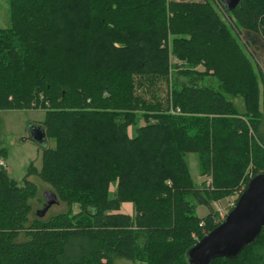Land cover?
<instances>
[{"label": "trees", "instance_id": "trees-1", "mask_svg": "<svg viewBox=\"0 0 264 264\" xmlns=\"http://www.w3.org/2000/svg\"><path fill=\"white\" fill-rule=\"evenodd\" d=\"M213 3L8 0L0 111L43 110L55 145L23 185L0 167V264H189L233 208L220 217L214 202L235 205L264 173V70ZM223 10L247 43L260 39L264 64V0ZM30 176L66 208L34 211ZM209 264H264V227Z\"/></svg>", "mask_w": 264, "mask_h": 264}, {"label": "rangeland", "instance_id": "rangeland-1", "mask_svg": "<svg viewBox=\"0 0 264 264\" xmlns=\"http://www.w3.org/2000/svg\"><path fill=\"white\" fill-rule=\"evenodd\" d=\"M213 4L216 10L223 16L225 21L232 28H234L236 33H238L240 42L245 44L246 48L252 54L254 65H256L258 71L259 69L264 70L262 59L263 49L260 46V39L255 37V44H250V41L247 43V40L254 36H249L246 31H239L234 27L232 19L224 12L223 6L220 4L219 0H214ZM8 13V0H0V28H5L9 25ZM43 118L44 112L41 109L0 111V153L5 151V156L2 158L7 164L6 170L8 175L19 185H23V178L26 176L30 167H34L36 170L40 169L43 149L47 147H54L55 145L52 138L43 136L40 139H35L31 133L33 128L41 126ZM142 123L143 122H141V124ZM186 158L190 167L192 178L196 184H199L203 178L198 174L196 155L194 153H189ZM29 180H32L38 189L37 195L31 198L33 210L37 212L41 210L40 197L43 198L45 192L47 191V185L35 176H30ZM233 199V197L225 198L219 202H214L213 205L219 213L227 212ZM64 207L66 208L64 203L54 204L47 209V211L43 214V217L63 211L65 209ZM123 208V210H129L130 205L123 204ZM206 213L207 208L203 206H198L196 208L197 215L203 216ZM114 263L136 264L131 260L121 257L116 258Z\"/></svg>", "mask_w": 264, "mask_h": 264}, {"label": "water", "instance_id": "water-1", "mask_svg": "<svg viewBox=\"0 0 264 264\" xmlns=\"http://www.w3.org/2000/svg\"><path fill=\"white\" fill-rule=\"evenodd\" d=\"M219 1L228 10H233L240 3V0ZM31 133L35 139L44 136L40 127L33 128ZM44 199V206L38 212L40 215L58 203L51 191L45 192ZM263 227L264 173L253 176L224 220L189 248V264H209L216 256L234 258L256 239Z\"/></svg>", "mask_w": 264, "mask_h": 264}, {"label": "built area", "instance_id": "built-area-1", "mask_svg": "<svg viewBox=\"0 0 264 264\" xmlns=\"http://www.w3.org/2000/svg\"><path fill=\"white\" fill-rule=\"evenodd\" d=\"M177 111H179V109H177ZM171 112H173V110H171ZM0 167L7 169V164H6V162L4 161L3 158H0ZM206 184H207V186H210L211 178H207V183ZM231 206H234L232 202L230 203V207ZM224 213L225 212H220V216L223 217Z\"/></svg>", "mask_w": 264, "mask_h": 264}, {"label": "crops", "instance_id": "crops-1", "mask_svg": "<svg viewBox=\"0 0 264 264\" xmlns=\"http://www.w3.org/2000/svg\"><path fill=\"white\" fill-rule=\"evenodd\" d=\"M124 204L130 205V209L129 210H127V209L126 210H123L124 208H123V204H122L121 210L124 211V212H126V213H128V214H131L133 212L132 205L129 204V203H124Z\"/></svg>", "mask_w": 264, "mask_h": 264}]
</instances>
